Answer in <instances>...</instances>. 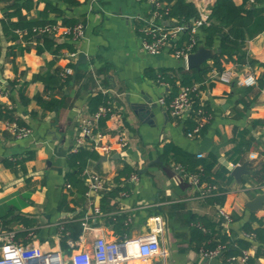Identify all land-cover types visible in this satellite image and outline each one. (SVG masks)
Returning <instances> with one entry per match:
<instances>
[{"label": "crops", "instance_id": "obj_1", "mask_svg": "<svg viewBox=\"0 0 264 264\" xmlns=\"http://www.w3.org/2000/svg\"><path fill=\"white\" fill-rule=\"evenodd\" d=\"M75 1L72 5L62 0H0V75L5 81L0 80L4 90L0 96V231H15L17 244L40 246L68 260L77 251L90 250L100 236L120 242L148 235L153 218L162 216V254L125 264H237L230 258L246 249L253 264H262L264 208L252 212L246 204L264 194V173L263 179L255 174L264 165V0L246 4L254 10V19L243 48L245 58L223 57L222 69L214 67L213 59L202 65L211 68L197 82L201 84L197 99L210 120L193 138L188 132L196 125V114L176 118L159 102L164 98L169 103L179 93L183 86L179 70L189 69L174 56L172 44L156 55L143 48L141 29L151 16L146 1ZM185 1L195 6L198 17L209 14L206 26L219 23L212 17L217 0ZM233 1L236 6L244 3ZM50 3L64 17L84 24L85 37L80 42L62 35H41L35 31L39 26L32 28L33 38L25 37L29 30L16 25L20 17L63 22L48 9ZM162 3L164 8L171 5ZM166 22L162 19L161 24ZM201 28L197 48L205 46L206 33ZM211 49H220L219 37ZM74 51L79 53L76 60L67 59ZM82 53L86 62L78 65ZM66 67L73 70L69 83H65L67 77L60 86L35 79L40 74L47 79ZM223 70H234L237 76L251 70L258 83L246 87L237 76L230 84L211 78L214 71ZM98 94L109 96L106 103L111 104L113 114L107 120V116L101 118L103 124L99 120L94 130L104 142L114 143L116 150L106 155L95 149L100 158L87 161L82 174L76 175L77 162L69 156L78 150L82 120L101 106L94 113L90 110V100ZM53 99L61 101L55 109L39 101ZM6 120L30 127L33 134L16 138L5 128ZM120 138L127 141L124 149L116 144ZM167 145L195 159L202 154L207 162L215 156L213 171H229L231 181L220 179L216 184L226 190L222 206L212 199L210 183L186 184L174 170L167 173L166 163L174 160L172 153H165ZM241 164H247L249 172L239 183L231 176V167ZM85 171L104 179L106 190L101 196H87ZM133 174L138 175L135 183L129 181ZM220 207L232 216L230 223L220 216ZM247 225L262 232L253 233ZM248 233L253 235L247 238ZM225 236L227 241L221 242ZM221 244L237 254L228 255L226 250L214 258L202 254L203 249ZM1 251L0 246V255Z\"/></svg>", "mask_w": 264, "mask_h": 264}, {"label": "built area", "instance_id": "obj_2", "mask_svg": "<svg viewBox=\"0 0 264 264\" xmlns=\"http://www.w3.org/2000/svg\"><path fill=\"white\" fill-rule=\"evenodd\" d=\"M137 2L146 1L149 5L151 16L145 18V24L141 29L144 34L143 48L150 54L156 55L162 50L168 48L171 44L174 45V56L177 59L186 62L188 55L197 48L198 39L197 32L201 27L207 25L210 21L209 14L202 13L195 18L191 25L177 20L168 18L170 9L164 8L160 0H136ZM162 19L167 21V24H161ZM35 31L41 35H62L71 38L74 42H80L85 37V27L82 22H77L74 25H64L58 21L54 24H45L39 26ZM189 31L191 36L186 42H181L182 35ZM78 52L74 51L67 55V59L76 60ZM73 73L71 67H66L61 72L62 79H65ZM237 74L234 70L214 71L211 75L213 80L230 84ZM241 85L246 87L256 86L258 79L256 74L251 71H245L241 76H237ZM200 83H194L191 86H182L179 93L167 103L164 98L159 102L167 106L168 111L173 117L185 118L193 109L194 97L198 98L200 93ZM4 94V90L0 88V96ZM200 102L199 108L195 110L196 125L193 130L188 132V136L193 138L201 132L205 125L209 122L210 116ZM113 108L110 103L100 106L98 111L92 116L82 120L80 124V133L77 137V149L89 147L93 150L97 149L106 155L112 154L116 150V145L110 141L104 142L98 133L95 132V124L103 117L112 116ZM5 128L10 131L16 138L23 139L31 136L33 131L30 127L21 126L16 121L6 120ZM118 147L126 148L127 141L123 138L118 139ZM203 155L199 154L198 158ZM252 159L257 158V154H251ZM173 170L178 176L180 182L198 186L200 183L199 175L187 171L181 165H173ZM84 179L88 187L87 196H101L106 190L104 179L97 173L84 172ZM138 180V175L133 174L129 181L135 183ZM208 191L214 192L218 189L216 185H208ZM95 211L99 212V208L95 207ZM220 216L227 222L232 221V216L227 213L223 207L219 208ZM154 227L150 234L141 236L132 241L122 240L108 241L105 237H98L90 250H80L71 255L68 260H65L58 252H45L40 246L35 245H19L15 240V231H0V264H125L133 259H142L144 261L154 258L162 254L160 236L164 231V218L157 216L153 218ZM253 234L248 233L245 236L251 237ZM226 250L224 244L219 245L216 249L202 250V254L208 258H214L221 251ZM251 253L246 249L242 254L232 256L231 261L237 264H253L250 260ZM264 264V254L263 262Z\"/></svg>", "mask_w": 264, "mask_h": 264}, {"label": "trees", "instance_id": "obj_3", "mask_svg": "<svg viewBox=\"0 0 264 264\" xmlns=\"http://www.w3.org/2000/svg\"><path fill=\"white\" fill-rule=\"evenodd\" d=\"M68 4L75 5L78 2L75 0H62ZM161 2L166 1L167 3L171 4L169 14L166 16V19L175 18L177 20L183 21L187 23L188 25H191L192 20L194 18L198 17L197 10L195 6L192 3H188L185 0H160ZM250 0H244V3L242 6H236L233 0H217V5L213 9L212 17L219 21L218 24L211 23V25L206 26L204 25L201 29L205 31L206 37L204 40V44L206 48H212L214 47V42L217 37L220 38V53H216L213 57V63L214 67L218 69H222L221 67V59L223 57H226L230 60H243L245 58V53L243 51V48L245 46L247 38H249L250 32L249 28L253 23L254 19V10L251 8H247L246 4ZM256 2H262L263 0H254ZM48 9L52 12H55L58 17L62 18V23L64 25L70 26L76 24L78 21L73 18H67L64 17L63 12L60 8L53 5L52 3L48 4ZM43 15V14H42ZM57 21L50 20V21H27L26 19H23L20 17L19 23L16 24L17 26H20L22 28H27L29 30V33L26 38H33V33L31 32L32 28L34 26H43L45 24H54ZM249 34V35H248ZM190 32L186 31L184 33L183 39H190ZM47 42H52L49 37L44 38ZM187 40V41H188ZM183 42V40H182ZM211 67H208L207 65H204L201 70L196 69H180L179 75L180 79L182 80L183 86H191L194 83L201 82L203 79V76L207 74V72L210 70ZM61 70L54 73V75L50 76L49 78H45L43 75H37L35 76V79L37 80H45L47 83H51V86L58 85L60 86L62 84V77H61ZM71 80V76H68L65 83H69ZM64 84V83H63ZM107 100H109V96H103L101 94L96 95L95 97L91 98L89 106L92 113H94L97 108L101 105H106ZM41 104L46 106L49 109H55L57 106L61 105L60 100H50V101H43L39 100ZM194 106L191 110L190 117H193L195 115V110L199 108L200 101L197 99V97H194ZM7 113L9 111H6ZM6 112H3V114L6 115ZM109 119V115L106 117V120ZM101 120V119H100ZM105 119L101 120V124H103ZM192 122L191 120L188 121V123ZM194 124V122H193ZM193 128H189V130H192ZM254 141V139L250 140V144ZM165 153L170 154L172 153L174 155L173 161H168L169 163H166V171L169 175L173 172V165H181L184 167L187 171L191 173H196L200 177L201 181H206L210 183L209 185H216L219 180H223L225 182H230L231 177L228 174L229 171L225 170L221 174L215 173L214 166L217 162L215 156L211 157V162H207L205 159H195V157L190 156L184 152H182L180 149L173 145H167L165 147ZM100 155L95 152V150L89 148V147H82L79 148L76 153L71 154L69 156L70 161L77 162L76 166V175L82 174L83 170L86 167L87 161L91 159H99ZM181 159H185L183 163L180 162ZM181 164H180V163ZM73 166V165H72ZM128 173V172H127ZM264 173V165L260 167V170H256L255 174L258 178H262V174ZM122 175V173H121ZM264 178V177H263ZM262 178V179H263ZM187 184V182H185ZM226 197V190L222 187H218L216 191H214V195L212 199L222 206L224 204ZM246 228L250 229L251 232H256L260 235L259 229L254 230L250 226H246ZM80 230H82V225H80L79 231L75 233L76 238L80 235ZM262 234V233H261ZM263 235V234H262ZM264 236V235H263ZM264 239V237H263ZM227 237H223L221 239V242H226ZM241 245H245L244 242L240 243ZM246 247V245H245ZM244 247V248H245ZM226 254L228 255H236L237 250H229L227 249Z\"/></svg>", "mask_w": 264, "mask_h": 264}, {"label": "water", "instance_id": "obj_4", "mask_svg": "<svg viewBox=\"0 0 264 264\" xmlns=\"http://www.w3.org/2000/svg\"><path fill=\"white\" fill-rule=\"evenodd\" d=\"M216 52H220V49L215 51L214 49L206 48L203 45H200L194 52L190 53L186 59L185 65L188 69H197L201 70L202 65L207 61L213 59ZM86 62V56L84 53L80 55V58L77 62L78 65H81ZM0 80L5 82L1 75ZM227 164V163H225ZM228 165V164H227ZM249 171L247 170V164L237 165L235 167H231V176L236 179L237 182H241V177L243 174H247ZM247 207L252 212H258L264 208V194L257 195L254 199L247 202Z\"/></svg>", "mask_w": 264, "mask_h": 264}]
</instances>
